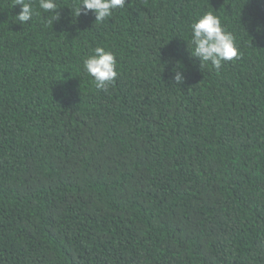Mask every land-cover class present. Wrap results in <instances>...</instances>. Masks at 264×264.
<instances>
[{
	"label": "trees",
	"instance_id": "16d2710c",
	"mask_svg": "<svg viewBox=\"0 0 264 264\" xmlns=\"http://www.w3.org/2000/svg\"><path fill=\"white\" fill-rule=\"evenodd\" d=\"M78 2L20 24L0 0V264H264V0H125L103 23ZM206 11L238 48L218 70L190 56Z\"/></svg>",
	"mask_w": 264,
	"mask_h": 264
},
{
	"label": "clouds",
	"instance_id": "9594fccd",
	"mask_svg": "<svg viewBox=\"0 0 264 264\" xmlns=\"http://www.w3.org/2000/svg\"><path fill=\"white\" fill-rule=\"evenodd\" d=\"M38 3L43 12L52 13L50 22L59 21L56 0H38ZM16 5L20 6V11L15 15V19L20 24L29 22L34 15L32 0H16ZM124 5L125 0H79L72 12L77 18L82 12L87 15L91 10L95 16V22L103 23L112 16L115 9L122 8ZM190 30L189 43L192 51L189 54L200 61V67L210 64L212 68L218 70L222 62L238 58L235 37L225 30L219 16L213 11H206L194 18L190 24ZM82 65L83 70L92 77L97 89H106L117 76L115 55L104 47H95L92 54L83 59ZM173 72L175 73L173 76L175 84L180 85L182 76L176 70Z\"/></svg>",
	"mask_w": 264,
	"mask_h": 264
}]
</instances>
